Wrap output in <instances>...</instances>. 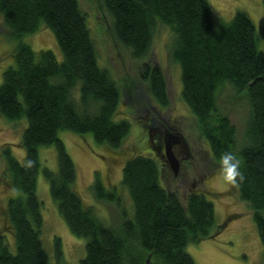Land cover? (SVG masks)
<instances>
[{
    "label": "trees",
    "instance_id": "1",
    "mask_svg": "<svg viewBox=\"0 0 264 264\" xmlns=\"http://www.w3.org/2000/svg\"><path fill=\"white\" fill-rule=\"evenodd\" d=\"M99 2L110 18L113 37L133 59L147 54L157 22L172 32L170 55L180 68L182 100L194 115L212 160L221 163L230 154L238 162L232 185L252 212L264 259V54L252 20L239 10L228 21L213 22L207 0ZM0 18L18 39L49 29L62 55L57 60L50 50L34 51L21 42L3 72L0 116L10 122L24 120L25 127L18 141L22 161L10 146L1 150L0 182L12 195L1 210L0 264H52L40 240L39 174L70 233L85 240L84 256L77 264H195L186 246L215 236L222 226L206 198L210 195L192 190L181 200L164 188L157 156L132 152L124 159L120 185L127 191L131 211L117 227L104 225L74 188L75 165L59 133L90 134L96 144L119 155L131 131L130 121L117 115L121 87L98 64L78 0H0ZM139 82L150 101L168 105L165 79L157 65L144 62ZM225 86L244 92L250 105L245 144L237 148L234 126L216 111L218 92ZM48 146L56 152L55 171L42 167L39 160L38 149ZM93 189L97 199L117 200L115 189L99 180ZM53 247L55 264H60L59 238L53 239Z\"/></svg>",
    "mask_w": 264,
    "mask_h": 264
},
{
    "label": "rangeland",
    "instance_id": "2",
    "mask_svg": "<svg viewBox=\"0 0 264 264\" xmlns=\"http://www.w3.org/2000/svg\"><path fill=\"white\" fill-rule=\"evenodd\" d=\"M210 16L215 20H230L236 11H244L252 20L258 38V48L264 54V7L262 0H207ZM85 13L93 39L98 64L106 69L121 87L118 117L131 123L130 134L120 146L119 155L112 154L102 145L96 144L90 134L84 136L68 131L59 133L76 169L74 188L84 204L106 226L117 227L131 211L127 191L121 187V169L130 153L155 155L162 165L161 183L165 189L175 192L183 200L192 190L202 191L214 205L216 223L222 230L210 238L186 246L187 253L195 264H264L261 244L247 203L238 198L232 178L220 162L212 160L209 148L197 126L196 119L181 97L180 68L171 58L174 36L166 26L157 22L152 29L149 50L145 56L133 59L129 51L113 37L110 18L99 0H78ZM27 43L32 50H50L57 60L62 55L49 29L14 38L0 18V84L4 70L12 64L13 53L19 43ZM144 62L157 65L165 79L168 105L162 107L147 98L144 85L139 82V69ZM216 111L225 116L234 126L236 148L245 144L243 131L250 114V105L244 92L223 87L217 95ZM167 125L179 133L184 147L173 149L180 160L178 174L173 175L163 153V134ZM25 121L10 122L0 116V176L4 163L1 150L10 146L11 152L22 161L24 152L18 141ZM153 128L150 130V128ZM162 134V136H161ZM180 151V153H179ZM187 152V156L185 154ZM41 166L55 171L56 152L52 146L38 149ZM182 159V160H181ZM99 180L106 188H114L117 200H100L93 189ZM1 181V180H0ZM116 187L118 188L116 190ZM11 190L0 182V230L1 210ZM36 195L41 203L42 225L40 240L55 264L53 239H60L63 259L60 264H77L84 256L85 240L74 237L58 215L52 202L48 184L39 174ZM7 234V232H5ZM11 241V235L7 234ZM6 237V238H7Z\"/></svg>",
    "mask_w": 264,
    "mask_h": 264
},
{
    "label": "water",
    "instance_id": "3",
    "mask_svg": "<svg viewBox=\"0 0 264 264\" xmlns=\"http://www.w3.org/2000/svg\"><path fill=\"white\" fill-rule=\"evenodd\" d=\"M163 153L166 163L173 175L176 176L180 167V160L177 155L174 154L173 148L175 145L180 144L183 141L182 136L179 133H164L163 135Z\"/></svg>",
    "mask_w": 264,
    "mask_h": 264
},
{
    "label": "clouds",
    "instance_id": "4",
    "mask_svg": "<svg viewBox=\"0 0 264 264\" xmlns=\"http://www.w3.org/2000/svg\"><path fill=\"white\" fill-rule=\"evenodd\" d=\"M234 158L232 155L230 154H226L223 158H222V165L224 166L225 170L231 175H235V168L237 166L238 162H233Z\"/></svg>",
    "mask_w": 264,
    "mask_h": 264
},
{
    "label": "flooded vegetation",
    "instance_id": "5",
    "mask_svg": "<svg viewBox=\"0 0 264 264\" xmlns=\"http://www.w3.org/2000/svg\"><path fill=\"white\" fill-rule=\"evenodd\" d=\"M151 129H153V128L151 127L150 130H151ZM168 129L175 131L172 127H170V125H167V127L165 128V132H164V133H167L168 131H170V130H168ZM173 131H172V132H173ZM175 133H176V132H175ZM163 135H164V134H163ZM161 136H162V134H161ZM176 146H177V145H175L174 148H175ZM178 146H179L180 148L184 147V141H182L180 144H178ZM174 148H173V149H174ZM179 153H180V151H179ZM185 154H186V156L188 155L187 152H185ZM181 160H182V159H181Z\"/></svg>",
    "mask_w": 264,
    "mask_h": 264
}]
</instances>
